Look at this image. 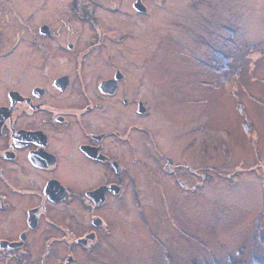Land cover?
<instances>
[{
	"label": "rangeland",
	"instance_id": "obj_1",
	"mask_svg": "<svg viewBox=\"0 0 264 264\" xmlns=\"http://www.w3.org/2000/svg\"><path fill=\"white\" fill-rule=\"evenodd\" d=\"M97 2L107 38L91 55L121 53L115 63L133 74L132 95L150 100L148 126L179 162L181 182L146 177L142 204L117 203L100 258L86 264H264V0H145L151 11L142 18L131 0L117 12L104 8L113 0ZM47 3L44 14L71 4ZM70 21L66 38L88 45V21Z\"/></svg>",
	"mask_w": 264,
	"mask_h": 264
},
{
	"label": "flooded vegetation",
	"instance_id": "obj_2",
	"mask_svg": "<svg viewBox=\"0 0 264 264\" xmlns=\"http://www.w3.org/2000/svg\"><path fill=\"white\" fill-rule=\"evenodd\" d=\"M22 1L0 0V34L12 25L11 39H0V264H86L100 258L117 203L142 204L140 185L151 175L179 185L180 164L150 131V100L132 95L133 74L115 63L121 53L105 46L102 57L91 55L107 38L96 16L103 5L70 0L65 17L44 14L48 0ZM125 1L104 8L117 12ZM130 6L141 18L151 11L145 0ZM71 17L95 31L83 48L66 38Z\"/></svg>",
	"mask_w": 264,
	"mask_h": 264
},
{
	"label": "water",
	"instance_id": "obj_3",
	"mask_svg": "<svg viewBox=\"0 0 264 264\" xmlns=\"http://www.w3.org/2000/svg\"><path fill=\"white\" fill-rule=\"evenodd\" d=\"M139 3V2H138ZM138 3L136 4L138 6Z\"/></svg>",
	"mask_w": 264,
	"mask_h": 264
}]
</instances>
